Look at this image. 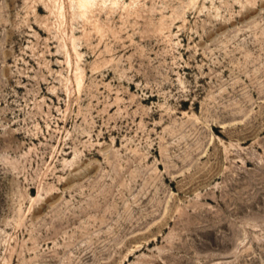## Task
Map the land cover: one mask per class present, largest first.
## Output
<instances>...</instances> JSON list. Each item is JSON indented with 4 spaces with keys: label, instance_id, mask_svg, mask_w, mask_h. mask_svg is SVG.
<instances>
[{
    "label": "rangeland",
    "instance_id": "obj_1",
    "mask_svg": "<svg viewBox=\"0 0 264 264\" xmlns=\"http://www.w3.org/2000/svg\"><path fill=\"white\" fill-rule=\"evenodd\" d=\"M64 1L0 0V264H264V0Z\"/></svg>",
    "mask_w": 264,
    "mask_h": 264
},
{
    "label": "bare ground",
    "instance_id": "obj_2",
    "mask_svg": "<svg viewBox=\"0 0 264 264\" xmlns=\"http://www.w3.org/2000/svg\"><path fill=\"white\" fill-rule=\"evenodd\" d=\"M49 1H52L54 3V6H55V10H56V16H59L60 18V22H61V26L64 25L65 21H66V14H65V10H66V6H65V1L64 0H48ZM70 1V5L71 7L73 6L74 3L77 4V8L79 9V11L81 13H84L85 12V9L88 10L90 13L93 9L92 7V4L94 1L96 0H69ZM103 1H106V0H103ZM114 3L116 2V0H113ZM51 3V2H50ZM50 5V4H49ZM53 5V4H52ZM54 10V12H55ZM101 14V13H100ZM63 28V27H62ZM61 28V29H62ZM65 29V28H64ZM101 31V30H100ZM99 33V32H98ZM71 37V36H70ZM73 40H75V37L73 36L72 37ZM70 40V39H69ZM74 42V41H73ZM80 55V54H79ZM77 54V56H79ZM81 60V59H80ZM76 73V72H75ZM82 79V77H81ZM80 79V80H81ZM79 80V79H78ZM82 82V81H81ZM83 83V82H82ZM81 90V89H80ZM148 99V98H147ZM154 99V98H153ZM142 100V99H141ZM145 100V99H144ZM147 101V100H146ZM143 102V101H142ZM149 116V115H148ZM152 117V116H151Z\"/></svg>",
    "mask_w": 264,
    "mask_h": 264
}]
</instances>
